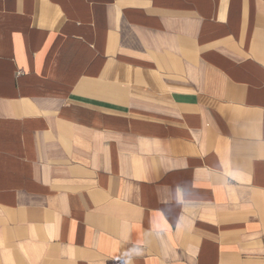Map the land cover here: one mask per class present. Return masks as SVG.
<instances>
[{"label": "crops", "instance_id": "0c3cea01", "mask_svg": "<svg viewBox=\"0 0 264 264\" xmlns=\"http://www.w3.org/2000/svg\"><path fill=\"white\" fill-rule=\"evenodd\" d=\"M0 264H264V0H0Z\"/></svg>", "mask_w": 264, "mask_h": 264}]
</instances>
